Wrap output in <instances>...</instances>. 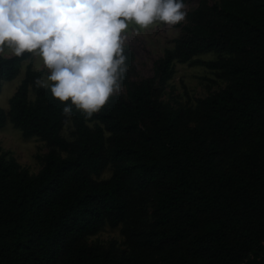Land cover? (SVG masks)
<instances>
[{"label":"trees","instance_id":"1","mask_svg":"<svg viewBox=\"0 0 264 264\" xmlns=\"http://www.w3.org/2000/svg\"><path fill=\"white\" fill-rule=\"evenodd\" d=\"M187 20L150 78L130 81L124 49L125 93L88 119L75 106L64 117L71 102L54 98L53 82L37 87L42 71L27 66L0 128L49 151L32 176L0 149V264H264V0H198ZM211 52L217 60L194 59ZM30 56H0V92ZM174 61L227 85L194 108L166 106L156 98ZM66 119L73 141L61 136ZM109 165L108 179H93ZM106 224L123 226L126 250L87 244Z\"/></svg>","mask_w":264,"mask_h":264},{"label":"clouds","instance_id":"2","mask_svg":"<svg viewBox=\"0 0 264 264\" xmlns=\"http://www.w3.org/2000/svg\"><path fill=\"white\" fill-rule=\"evenodd\" d=\"M184 8V0H0V56L38 53L50 74L35 85L53 82L54 98L71 102L62 115L71 118L75 106L88 119L120 90L129 22L175 26L186 22Z\"/></svg>","mask_w":264,"mask_h":264},{"label":"rangeland","instance_id":"3","mask_svg":"<svg viewBox=\"0 0 264 264\" xmlns=\"http://www.w3.org/2000/svg\"><path fill=\"white\" fill-rule=\"evenodd\" d=\"M210 4L218 3L219 0H208ZM185 8L182 11L188 13L195 9L198 0H184ZM188 24L181 22L178 25L170 26L157 21L147 29L140 28L135 22H129L128 28L122 33L123 49L131 54L132 63L129 68L130 81L138 82L142 79L150 78L154 75V63L161 58L166 50L174 49V41L178 38L181 28ZM14 54L7 50L3 57H11ZM225 56V55H223ZM195 60L215 61L218 55L215 53L199 54ZM27 66L32 70L42 71V78L47 77L49 70L44 65L43 59L38 53H31L29 59L21 64L17 77L2 84L0 92V108L8 110V100L14 94L22 79L24 78ZM174 73L171 79L163 86L161 94L156 98L157 101L171 108H194L198 101L219 92L227 82L219 77V73L211 71L203 66L189 63H179L174 61ZM49 84L51 81L48 82ZM125 88L120 86V90L114 94H124ZM32 91L29 98L33 99ZM92 127V124L89 125ZM71 122L67 121L61 131V136L67 141H73ZM0 149L6 152L8 157L15 159L22 169L28 171L32 176L38 174L43 167V157L48 153L47 144L36 137L25 138L21 131L7 123L0 128ZM245 152V148L241 150ZM64 155V154H62ZM113 172V166L109 165L98 176H92L94 180L101 181L108 179ZM152 202L147 201L140 209L144 225L150 223ZM126 238L123 234V226L111 227L104 225L97 233L87 237L88 245H99L107 250L114 246L118 251L126 250Z\"/></svg>","mask_w":264,"mask_h":264}]
</instances>
